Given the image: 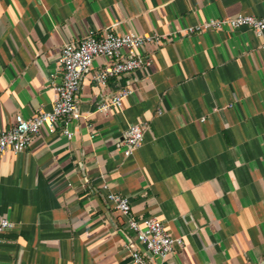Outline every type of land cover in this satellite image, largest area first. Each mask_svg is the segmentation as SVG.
<instances>
[{
  "label": "crops",
  "instance_id": "obj_1",
  "mask_svg": "<svg viewBox=\"0 0 264 264\" xmlns=\"http://www.w3.org/2000/svg\"><path fill=\"white\" fill-rule=\"evenodd\" d=\"M239 14L264 17V0H0V130L51 110L65 43L89 30L165 37L142 49L149 66L105 86L92 75L111 60L96 59L71 139L60 123L0 155V217L15 225L0 264H132L127 243L142 245L109 192L183 239L162 264H264L261 40L249 28L186 33ZM128 87L122 110H97ZM135 123L145 140L126 158Z\"/></svg>",
  "mask_w": 264,
  "mask_h": 264
},
{
  "label": "built area",
  "instance_id": "obj_2",
  "mask_svg": "<svg viewBox=\"0 0 264 264\" xmlns=\"http://www.w3.org/2000/svg\"><path fill=\"white\" fill-rule=\"evenodd\" d=\"M240 28L251 29L261 40V49L264 52V17L239 14L210 19L188 27L186 33ZM164 39L165 37L159 35L147 36L132 32L120 35L109 31L99 33L89 30L79 43H65L59 59L63 67V80L60 84L53 85L55 98L51 110L40 111L29 119L17 115L15 123L9 129L0 130V155L26 151L42 128L46 127L54 133L60 123L64 125L63 135L71 139L73 133L67 126L82 118L77 106V95L82 90L85 75L91 70L96 59L105 57L111 60L108 65L92 75L94 82L105 86L111 77L134 73L149 66L151 61L143 55L142 49L151 44L161 45ZM132 93L131 88H125L101 103L97 110L102 113H108L113 107L122 110L124 99ZM144 140L145 125H129L123 139L124 156L131 157L135 149L143 145ZM103 187L108 189L107 184ZM106 199L115 210L129 217V228L134 231L138 244L142 245V249H139L134 243H127L132 264H162L177 247L184 246L182 238L174 237L167 231L164 220L155 217L136 220L130 217L131 204L127 197L109 192ZM14 227V223L9 219L0 217V237Z\"/></svg>",
  "mask_w": 264,
  "mask_h": 264
}]
</instances>
